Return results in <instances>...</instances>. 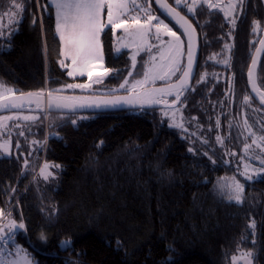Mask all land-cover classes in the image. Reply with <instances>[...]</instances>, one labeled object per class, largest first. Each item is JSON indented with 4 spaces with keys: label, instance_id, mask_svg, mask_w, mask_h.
Masks as SVG:
<instances>
[{
    "label": "trees",
    "instance_id": "16d2710c",
    "mask_svg": "<svg viewBox=\"0 0 264 264\" xmlns=\"http://www.w3.org/2000/svg\"><path fill=\"white\" fill-rule=\"evenodd\" d=\"M14 2L23 5L22 17L18 31L0 38V85L14 93L61 92L62 86L84 82L85 76H69L60 66L61 42L49 1ZM253 4L258 11L243 15L239 46L235 43L231 52L244 67L235 78L233 102L228 80L223 89L210 82L215 65L206 57L199 61L180 104L193 124L191 136L170 123L164 108L35 112L40 118L32 131L18 135L17 153L0 156V206L6 218L24 224L19 241L32 250L36 264H234L244 252H252L254 264H264V172L259 171L264 167V107L247 81L256 42L247 18L258 17L263 27L264 8L261 0ZM12 5L13 0H0V12ZM102 48L109 73L91 93L124 92L114 90L133 69L130 53L115 52L111 29L102 35ZM183 65L184 59L179 69ZM258 82L264 90V60ZM46 117L45 152L37 146L34 153H23L30 137H45ZM255 131L260 135L254 144ZM243 163L253 169L245 170ZM45 164L52 173L47 179L41 173ZM234 180L244 186L241 203L230 199ZM65 239L69 242L63 245Z\"/></svg>",
    "mask_w": 264,
    "mask_h": 264
},
{
    "label": "snow or ice",
    "instance_id": "6c2138e0",
    "mask_svg": "<svg viewBox=\"0 0 264 264\" xmlns=\"http://www.w3.org/2000/svg\"><path fill=\"white\" fill-rule=\"evenodd\" d=\"M151 2L152 0H149L148 5L146 7H142L141 5L137 4L135 0H131V10L139 9L144 11L145 22L141 24L140 19L137 16L132 17V20L137 28L135 32L129 33V27H131V25L126 26L127 20L122 19V17H125L126 13L130 10L129 0H50L51 5L55 9L56 33L58 34L59 40L62 43L61 55L64 57V59L70 60L72 66H75L73 71L68 72V75L73 76L74 72L79 73L80 75L87 74L88 78L91 79V70L95 66L96 60L102 59L100 34L106 27H111V29L122 28L126 33L132 35L135 40L145 43L147 42L148 34L152 32L153 28H155L156 31L154 35L157 40L160 39L161 32H163L164 35L174 38V42H168L169 51L175 49L177 55H179L180 46L184 42L180 39L179 36H177L176 32L173 31L168 24L164 23L163 19H160L159 17L151 14ZM156 2L159 4L161 10L165 11L168 15L173 16L176 19V21L184 29V33H186L188 36V71H185L182 77L178 78L179 83L177 85H172L168 88L148 89L142 97L138 95L135 100L128 97H120L112 100L101 101L100 104H103L104 106L115 107L121 102L127 104L136 102L142 104L167 103V101H164L162 98L164 94H172L173 89H184L187 83V78L189 77V72L192 68L191 44L193 36L195 34V28H193L189 20H187L184 16H181L179 12L176 11V8L166 3H161V0H156ZM175 4L177 6L183 5V7L186 8L188 12L193 14L195 13L197 6H207L208 8L219 7L218 4L212 3V0H191L190 3L189 0H175ZM12 6L19 12L23 11V5L15 3L14 0ZM227 7L233 8L235 7V5L229 4L227 5ZM105 9H107L106 23L104 19ZM224 14L225 16H227L230 13L225 12ZM11 15H16V13H11ZM153 21H155V24H153ZM33 23H35V20L33 21ZM232 23L234 24L235 20H233ZM254 25L255 26L253 28V31L255 32L260 27L259 21H254ZM260 43L261 45H264V40H261ZM117 51H119V49ZM132 59L133 68H135V56H133ZM61 65L64 66L63 60H61ZM253 66H255V61H253ZM163 67L164 66H160L161 69ZM171 71H173V69L170 68L169 72ZM169 72L158 71L157 69L150 67L143 73V79L136 81V83L132 86V90L135 91L138 85L144 86L150 81L154 82L157 79L164 80L166 76L169 75ZM251 76L252 71L250 70L249 77ZM100 82V80L96 81V83ZM127 83L128 81L125 80L124 84L120 85V87L124 88ZM66 87L90 88L91 84H69ZM157 95H159L161 98L157 99ZM29 97L35 98L37 104L39 105V102L43 97V92L29 94ZM47 97L49 106L54 105L57 108H74L76 106L75 102L78 99L74 97L56 96L53 95L52 92H48ZM179 99L180 91H177L175 94V101H179ZM245 99L247 100L248 98ZM261 102L264 103V97L261 98ZM100 104H97V106H100ZM25 119H29V117H25ZM73 123H75V121H73ZM175 126L183 127L182 124H178ZM219 139L220 138L217 137V140ZM0 148H3L5 152L8 151L6 144L0 145ZM262 164H264V161H262ZM48 167L49 165L45 164L44 169L41 170V173L44 175L45 179H47L49 175H52V173L46 172V169ZM56 167L59 166L57 165ZM259 171L264 172V167H262ZM244 175L247 180L253 179L252 176H248L246 173ZM243 191L244 186L238 181L234 180L231 186L230 199L235 200L237 203H241ZM0 214H2V211H0ZM11 227L24 228V224L21 223L17 225L15 221H12ZM251 227H255L254 221L251 223ZM0 239H3V237H0ZM247 256H251V253L245 254V257ZM28 264H30V262H28ZM248 264H250V261L248 262Z\"/></svg>",
    "mask_w": 264,
    "mask_h": 264
},
{
    "label": "rangeland",
    "instance_id": "374dc122",
    "mask_svg": "<svg viewBox=\"0 0 264 264\" xmlns=\"http://www.w3.org/2000/svg\"><path fill=\"white\" fill-rule=\"evenodd\" d=\"M50 3V0H48ZM234 4H236V0H231ZM135 2L142 7H146L148 5L149 0H135ZM230 4H233V3ZM190 3V1H189ZM51 4V3H50ZM229 4H225L223 7L220 6L223 13L229 12L230 14L226 17L228 19H231L232 21L235 20V7L233 9L227 7ZM47 10V6H45ZM129 8L130 10L126 13L125 17H122V19L127 20V24L131 25L129 27V33L135 32L137 26L134 24L132 17L137 16L140 19V23L143 24L145 22V14L142 10H131V0H129ZM150 11L152 15H155L159 17L160 19L164 20L165 24H168L170 28H172L173 31L176 32L177 36L180 37V39L184 42L183 38L179 35V33L164 19L161 15H159L158 12H156L152 6L150 5ZM11 13H16V15H11ZM225 15V14H224ZM22 17L21 12H19L17 9H14V7H9L8 10L5 12H0V38H5L11 35L12 33L19 30L18 23L20 22V19ZM104 19L105 23L107 20V9L104 10ZM153 24H155V21H153ZM108 29H111V27H106L103 32L100 34V43H101V55L102 59H98L95 62V66L91 70V79L88 78L87 74L80 75L79 73H75L72 77L80 78V77H86L84 82H74L75 84H91L90 88H68L65 86L60 87V90H84L88 92H97L98 91V83H96L97 80H102L105 78V76L108 75L109 69H107L104 65V51L102 48V35L104 32ZM113 40H114V50L117 54H120L123 51H129V57L131 61V65L133 66V56H135V65L139 63V61L144 60V64L142 65L141 71H136V67L132 69V71L128 74L125 80L128 81L127 85H125L124 88H121L120 85L124 84L125 80L115 89L114 91H133L132 86L136 83L138 80L143 79V73L148 70V68H154L158 71L162 72H169V69H173V71L169 72V75L166 76L164 80H155L154 82L150 81L148 84L144 86H137L135 90L141 89L146 86L154 85L158 82H171L175 74L179 71V68L183 62L184 54H185V42L180 46L179 55H177V52L175 49H172L169 51V43L170 41L174 42V38L164 35L163 32H161V37L159 40L155 38V28H153L152 32L148 34L147 42H141L134 39L132 35H129V33H126L124 29L117 28V29H111ZM119 49V51H117ZM143 55V56H141ZM155 58V59H153ZM64 61V66H62L63 69H66L69 71H73L75 66L71 65V61L64 59L62 56L60 59ZM160 66H164L162 69ZM178 69V70H177ZM69 85V84H68ZM2 86V85H0ZM10 90V91H8ZM14 88L2 86L0 87V98L13 94ZM186 109V108H185ZM182 108H172L166 110L164 113L165 116H167L170 119V123L179 129L183 135H186L188 133V136H191L192 134V122L189 118H187L185 112ZM25 117H29V119H25ZM40 118V115L36 113L31 112H9L0 114V145H7L8 151L5 152L3 148H0V156H11L12 153H17L18 149L21 147V139L18 137V135L22 134L24 131H32L33 127L31 125L36 122ZM75 121V120H74ZM47 122L48 118L46 117L45 120V137L40 141L37 136H32L27 141V146L24 147V149H27V152L23 151V153H34V149L38 146L39 149L43 150L45 152V149L47 147L48 143V137L49 133L47 131ZM77 122L75 121V124ZM182 124L183 127H177L175 125ZM259 133L257 131L252 133V142L255 144V141H257L259 138ZM17 148V150L14 152V149ZM249 153V152H248ZM39 163V166L43 165L44 158L40 161H37ZM245 167V170L250 171L253 169V167L250 165V163H243L242 165ZM256 168V166H255ZM38 171H35L34 176L37 175ZM33 176V178H34ZM0 211H2V208L0 206ZM8 212H3L0 214V237H3V239H0V264H36V259L33 256L32 250L29 248V246L23 244L19 241V234L24 228L19 227H11V222L15 221L17 225L21 224L22 222L15 219L14 217H7ZM23 224V223H22ZM69 242L68 239H65L62 243L63 245L67 244ZM251 253V256L245 257V254ZM250 261V264H254V256L252 252H244L240 255H238L234 261V264H248Z\"/></svg>",
    "mask_w": 264,
    "mask_h": 264
},
{
    "label": "water",
    "instance_id": "95a60500",
    "mask_svg": "<svg viewBox=\"0 0 264 264\" xmlns=\"http://www.w3.org/2000/svg\"><path fill=\"white\" fill-rule=\"evenodd\" d=\"M155 6L157 9L168 19L173 25H175L182 35L184 36V39L186 41V55L184 60V65L181 70V73L178 78L182 77L183 73L185 71H188V52H189V44H188V36L186 33H184V29L180 26V24L176 21V19L173 16L168 15L165 11L161 10L159 7V4L156 2V0H153ZM263 8H264V0H261ZM161 3H166L174 8H176L174 5L171 4L169 0H161ZM176 11L179 12L181 16H184L187 20H189L195 28V34L193 36L192 44H191V53H192V68L189 72V77L187 78V83L183 90L180 89H173L172 94H164L163 100L167 101V103H160V104H142L139 102L136 103H123L121 102L119 105L113 107V106H104L103 104H100L101 101L104 100H112L120 97H128L133 100L137 98V96H143V94L148 90L152 88H168L172 85H177L179 83V79L176 78L168 83H160V84H154L150 86L143 87L141 89L135 90V91H128V92H120L115 94H96V93H84V94H72V93H65V92H59V91H47V90H36V91H25V92H15L13 94L4 96L0 98V114L9 113V112H56V113H62V114H79V113H104V112H112V111H121V110H133V109H148V108H167L172 109L176 108L181 100L187 95L188 91L192 87L193 80L195 78L198 62H199V56H200V36L199 32L194 25V23L185 15L183 14L178 8H176ZM264 40V27L261 34V37L257 43V46L252 54L251 61L248 67L247 72V81H248V88L253 96V98L257 101V103L264 107V103L261 102V98L264 97V90L260 87L258 82V69L259 65L261 63L262 57L264 55V45H261L260 41ZM253 61H255V66H253ZM252 71V76L249 77V71ZM177 91H180V99L179 101H170V98L175 97V94ZM43 92V97L41 98L39 105L36 102L35 98H30L29 94H35V93H41ZM52 92L53 95L56 96H64V97H74L78 98L76 100V106L74 108H57L54 105L49 106L47 93ZM157 99H160L161 97L159 95L156 96ZM97 104H100V106H97Z\"/></svg>",
    "mask_w": 264,
    "mask_h": 264
},
{
    "label": "flooded vegetation",
    "instance_id": "af4514ba",
    "mask_svg": "<svg viewBox=\"0 0 264 264\" xmlns=\"http://www.w3.org/2000/svg\"><path fill=\"white\" fill-rule=\"evenodd\" d=\"M169 1L171 2L172 5L178 8L183 14H185L196 26L199 32L200 41H201L199 61L201 58L204 59V57H206L207 58L206 60L209 61V64L211 66L215 65L214 66L215 70L209 71V72H212L213 75L208 80L210 82H213L214 84H218L221 87V89H223V87L226 85V80H228L227 90H228V93H231V102H233L234 100L233 96H234L236 86H237V82L235 78L242 75L244 67L243 68L241 67L242 64L241 65L236 64V61H237L236 58H238L239 55L238 56L232 55L231 52L235 49V43L237 44V47L239 46L238 45V33L239 31H241V25L244 23L243 15L245 16V14L250 13L251 10L258 11V8L254 7V4H253L254 0H236V4H234L231 0H212V3L219 5L218 8H208L207 6H197L194 14L188 12L187 9L183 7V5L177 6L175 4V0H169ZM189 1L191 2V0ZM231 2L233 3V5H235V13H234L235 23L234 24L232 23L231 19H228L224 15L223 11L220 8V6L223 7L226 3L230 4ZM163 18L166 19L165 17ZM248 19L251 20V32L255 34L254 40L256 42H255V47L253 49V52H254L257 46V43L261 37L264 24H263V27H261L260 19L258 17L256 18L255 16H253L252 19L248 17L247 20ZM166 21H168V23L177 31L175 25H173L168 19H166ZM254 21H259V24H260L259 29H257V31L255 32L253 31V28L255 26ZM179 35L183 38L185 42V54H186V41L183 35H181L180 33ZM214 45H218L219 49L215 50L213 47ZM204 50L205 51L207 50V52L210 51V53L204 54ZM185 54L183 58L184 60H185ZM262 60H264V55L262 57ZM202 66L203 65L201 64V67ZM182 68L179 69L178 71L179 73L175 77H173L172 80L179 77ZM162 83H165V82H162ZM184 99L185 97L181 100L180 104H182ZM170 101H175V97L170 98ZM180 104L177 106L178 108L180 107ZM247 146L248 145L245 144L243 145V148H246ZM242 151L249 152L244 149H242ZM252 153H258V149H256V147L255 148L253 147Z\"/></svg>",
    "mask_w": 264,
    "mask_h": 264
},
{
    "label": "crops",
    "instance_id": "0c3cea01",
    "mask_svg": "<svg viewBox=\"0 0 264 264\" xmlns=\"http://www.w3.org/2000/svg\"><path fill=\"white\" fill-rule=\"evenodd\" d=\"M53 9H54V7H53ZM54 15H55V9H54ZM56 18V17H55ZM61 48H62V43H61ZM62 57V56H61Z\"/></svg>",
    "mask_w": 264,
    "mask_h": 264
}]
</instances>
